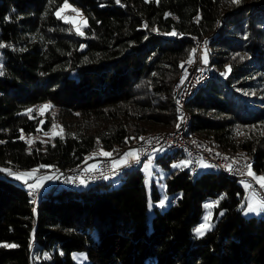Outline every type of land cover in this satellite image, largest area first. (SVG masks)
<instances>
[{
    "label": "trees",
    "instance_id": "1",
    "mask_svg": "<svg viewBox=\"0 0 264 264\" xmlns=\"http://www.w3.org/2000/svg\"><path fill=\"white\" fill-rule=\"evenodd\" d=\"M67 1L82 8L83 35L57 17L64 0H0V167L10 169L0 171V245H16L0 246V264H264V214L242 213L243 184L210 168L194 175L179 149L154 158L171 197L150 219L158 193L139 164L116 186H58L39 200L9 174L71 169L98 149L114 158L174 130L179 70L194 40H208L223 78L188 100L187 136L264 176V0ZM40 102L51 105L43 114ZM55 122L62 131L29 144ZM207 200L213 224L197 235Z\"/></svg>",
    "mask_w": 264,
    "mask_h": 264
},
{
    "label": "built area",
    "instance_id": "2",
    "mask_svg": "<svg viewBox=\"0 0 264 264\" xmlns=\"http://www.w3.org/2000/svg\"><path fill=\"white\" fill-rule=\"evenodd\" d=\"M215 35V33H214ZM199 42V51L195 57V64L186 68L185 77L181 80L177 94L178 101L181 106V98L185 95L186 92L190 90L192 84L200 79V76H204L206 74H215L213 69L210 66H207L204 62L205 57V48L206 42ZM136 154L139 158H146L153 149L155 152L158 149H170V148H182L190 150V158L189 160V168H193V171L199 167V161L202 160L207 165H213L215 167H219L220 169L229 170L235 176L237 180H246L250 184V192H254L259 197L263 199L264 190H262L258 184L252 182L245 172L246 162L242 164L229 163L228 160L222 159L219 156H211L208 154L202 147H199L193 143H189V138L186 134L185 130H182V126L177 130L176 136L171 138H166L164 140H151L144 141V143H138L135 147ZM114 158H97L95 164L83 166L78 171L71 173L70 175H59V169L50 170V172L54 176V182L51 188L47 189L43 193H47L51 191L57 186L71 183H81V180L84 182L91 180L92 178H106L108 174L114 172V170L118 167H124L126 165H131L135 159L130 158L127 164H119L118 166H114L116 164V159ZM231 165V169L229 168ZM95 166L94 170L89 171V168ZM37 199L40 195V190L36 189L34 191Z\"/></svg>",
    "mask_w": 264,
    "mask_h": 264
},
{
    "label": "rangeland",
    "instance_id": "3",
    "mask_svg": "<svg viewBox=\"0 0 264 264\" xmlns=\"http://www.w3.org/2000/svg\"><path fill=\"white\" fill-rule=\"evenodd\" d=\"M67 3L71 6V8H66L64 9L62 12H61V16H66L68 17L70 20L71 19H75L77 21V23H79L81 20L83 21H86L85 20V17H84V13L82 11V8L78 5V4H75V3H72L70 1H67ZM64 4V2H63ZM63 4L61 5V7H63ZM60 7V8H61ZM59 8V9H60ZM74 8V9H77L78 12L81 14L80 16H77L76 12H73L71 9ZM64 20V19H63ZM72 27H73V30L76 32V26L71 23ZM82 28L83 26L81 27V31H82ZM77 33V32H76ZM197 46L195 45V53H194V57H196L197 55V52L196 50H198L199 48H196ZM209 47H210V44H209ZM211 49V47H210ZM192 52V51H191ZM205 55H207V63H209V66L212 67L211 65V61L209 62V58L210 57V60H212V57L215 56V54H213L209 49L208 47L205 49ZM180 72V70H179ZM178 76H179V73H178ZM177 76V78H178ZM221 76V74H220ZM222 77V76H221ZM223 78V77H222ZM48 102V101H45V103ZM37 104V103H35ZM35 104L33 105V108L36 109L37 111H40L42 109V104L43 103H38L36 106ZM55 125H57L56 129H55V132H60L62 130V126L60 123H53ZM53 124H52V127L50 128L49 130V133L48 132H38V133H33L31 135H28L27 136V140L28 141H34L36 139L38 140H41V141H44V140H47L49 139L52 135H53ZM173 128V127H172ZM175 128V127H174ZM173 128V129H174ZM164 129H166V131H170L171 128H162V129H156V130H153V131H165ZM170 129V130H168ZM47 133V135H46ZM190 140H192L193 138L189 137ZM140 140V139H139ZM138 140V141H139ZM194 140V139H193ZM192 140V141H193ZM202 143V142H201ZM204 144V143H203ZM196 145V144H195ZM205 145V144H204ZM199 146V145H198ZM206 148L203 147V149H206V150H209V151H212V153H214L215 151L211 150L210 148L208 149L207 146H205ZM97 151H102L100 149L96 150ZM125 152L123 153H120V154H116L115 157H121V156H124ZM216 154H218L216 152ZM222 156H225V157H233L234 159L235 158H241L243 157L242 159H245V161L248 162V165H251L250 163V159L245 157V156H242V155H232V156H227V155H224V154H221ZM101 156V155H100ZM156 157L155 155V149H153L151 152H149L148 156L146 158H144L140 163V167L144 173V176H145V182L147 184V186L149 187V189L152 188V184L155 183V187H156V190H157V193H158V198L154 201L151 202V205L149 207V210H148V217L149 219L151 218V216L153 215V205H157L159 206L160 208H165L168 204V201L171 197V194L168 193L166 190H165V185H164V182H163V178H164V175L166 173L167 170H165L164 168L160 167L158 165V163L156 161H154V158ZM245 157V158H244ZM105 158V157H103ZM116 161H119L118 159ZM149 161L151 162L149 164ZM187 162V160H186ZM146 164H149V167L148 168H145V165ZM87 165L86 161H85V166ZM207 164H203L202 163V160L199 161V170H207L209 168V166H205ZM0 169H5V171H9L10 169L7 168V167H0ZM33 169H38V171L35 173V175L31 178V179H27V182H25V179H17L16 178V175L15 174H18V173H25V172H31ZM11 173H13L12 175H10L11 177L15 178L16 180H18L19 182H21L23 184L24 187L30 189V185L32 184H36V183H42V186H40L39 189L40 190V195L38 196V200L39 198L41 197V195L43 194V192H45L47 189L51 188L52 185H53V182H54V176L53 174L50 172V171H42L40 172L39 171V168L38 167H31V168H25V169H17V170H12L10 171ZM121 175L122 174H116L113 179L111 178L110 180H108L112 186H116L120 183L121 181ZM257 176H261V175H257ZM252 178V177H251ZM255 180V179H254ZM243 186L245 187V194H244V206L242 208V213L245 214V215H263L264 214V211H259V212H247V203H248V200L246 198L248 197H252L255 193L254 192H250V184L248 183V181L246 180H239ZM255 182L257 183V181L255 180ZM249 185V187H246L245 185ZM259 186L260 184L257 183ZM85 185H88V183H79L77 185V187H80V186H85ZM264 189V188H263ZM32 190V188L30 189ZM255 197L256 199H262L261 197H259L257 194H255ZM161 202H163L164 206L161 207L160 204ZM213 203L214 201L212 200H207L204 202V210H203V214H202V217H201V220L200 222L196 225V229L205 223V217L208 216L209 217V220H208V223L209 224H213L212 223V206H213ZM205 204H209L211 205V207L209 208H205ZM197 234V233H196ZM72 257L73 259L75 260V262L77 263H85L87 262V254H86V251L85 250H77V251H73L72 252Z\"/></svg>",
    "mask_w": 264,
    "mask_h": 264
},
{
    "label": "bare ground",
    "instance_id": "4",
    "mask_svg": "<svg viewBox=\"0 0 264 264\" xmlns=\"http://www.w3.org/2000/svg\"><path fill=\"white\" fill-rule=\"evenodd\" d=\"M212 39V38H211ZM201 41H205V40H201ZM208 42V41H207ZM194 43L195 45L197 46L196 48H199V42L197 40H194ZM206 49V48H205ZM196 51H199L196 50ZM192 57V56H191ZM191 63H189V61L183 66L182 70L180 71V75L177 79V81L175 82V85H174V88H173V101H174V105H175V109H176V112H177V115H178V121H177V124L175 126V129L174 130H171V131H154V132H149L147 134H145L142 138L143 139H140L138 143H144V141H151V140H164L166 138H171V137H175L176 136V132L177 130L180 128V126H182V130H185L187 131V127L189 126V121H190V116H189V112H188V108H187V102L188 100L196 93V91L198 90L199 87L203 86L207 81H209L210 79L212 78H221L219 73L216 71V69H213V71L215 72V74H206L204 76H200V79L199 80H196L192 86L190 87V90L188 92L185 93L184 96H182L181 98V106H180V103L178 101V94H177V90H178V87H179V84L181 82V80L185 77V74H186V68L187 67H190L192 65L195 64V57H193V59L190 60ZM206 65L208 66V63H206ZM181 117H183V119H181ZM179 125V127H178ZM173 129V128H172ZM187 134V133H186ZM189 138V137H188ZM194 139V138H193ZM192 139V140H193ZM189 139V143H193V144H196L197 146L199 145V147H204L206 148V144L204 145L203 143L201 142H198L196 139H194L193 141ZM136 144V145H137ZM209 149V147H207ZM174 149H179L181 150L182 152H184L183 154L186 155L187 159L190 158V150L188 149H182V148H170V149H158L156 152H155V155H156V158L157 156H160V155H164L165 152L169 151V150H174ZM208 154H210L211 156H219L220 158L222 159H225V160H228L229 163H235V164H242L243 162H246V165H248V162L245 161V159H242L243 157L241 158H233V157H225V156H222L221 154H216V152L212 153V151H209V150H206L204 149ZM175 151V150H174ZM235 156V155H234ZM106 158V157H105ZM245 158V157H244ZM144 158H139V160L137 161L136 159L132 162L131 165H126L124 167H118L114 170V172H111L108 174V177L106 178H92L91 180H88L84 183H90V184H94V183H99V182H103V181H106V180H109V179H113V177L116 175V174H119V173H125L126 171H130L132 170V168L139 164ZM189 162V160H188ZM245 165V172L246 174L248 173V168L246 167ZM84 165H79L77 167H74V168H69V169H66V170H59V175H70L71 173L73 172H76L78 171L80 168H82ZM210 169L212 170H217V171H220L232 178H235L236 179V176L229 170H224V169H220L219 167H215L213 165H208ZM135 168V167H134ZM53 170H57V169H53ZM190 171L196 175L198 172H199V167L193 171V168H190ZM247 176L249 177V179L256 183L255 180L253 178H251L248 174ZM79 183H71V184H64V185H60V186H65V185H68V186H75V185H78ZM257 184V183H256ZM58 187V186H57ZM261 188V186H259ZM262 190H264L263 188H261ZM34 192V191H33ZM35 195V194H34ZM36 197V195H35ZM37 198V197H36ZM264 199V197H263Z\"/></svg>",
    "mask_w": 264,
    "mask_h": 264
},
{
    "label": "snow or ice",
    "instance_id": "5",
    "mask_svg": "<svg viewBox=\"0 0 264 264\" xmlns=\"http://www.w3.org/2000/svg\"><path fill=\"white\" fill-rule=\"evenodd\" d=\"M120 0H117V3H119ZM157 2H159V0H157ZM232 3L234 4H239L240 3V0H231ZM66 8H71V6L67 3V0H64V4H63V7H61L60 9L57 10L56 12V15L58 18L60 19H64L66 23H73L75 26H76V32L78 35H83L84 33L81 31V27L82 26H86V21H83L81 20L79 23H77V21L75 19H69L68 17L66 16H61V12L66 9ZM73 12H76L77 16H80L81 14L78 12L77 9H74L72 8L71 9ZM169 35H176L175 32H171V33H168ZM4 45H0V47H3ZM204 62L207 63V55H205L204 57ZM189 63H191V61H189ZM0 67H2V65H0ZM230 71V69H229ZM3 73L0 72V75H2ZM224 73H222L223 75ZM51 107V105H44L42 107V109L40 110L41 111V114H43L44 110H47ZM34 110L33 109H28L27 110V113H31L33 112ZM181 119H183V117H181ZM41 123H43V121H41ZM57 125L53 124V136L57 135L58 133L55 132V129H56ZM179 127V125H178ZM62 131V130H61ZM47 135V133H46ZM141 139H143L141 137ZM31 143V141H29V144ZM101 155L105 156V157H111L112 156V153L110 152H101L100 153ZM129 158H132V159H136L137 161L139 160V157L137 156L136 153L134 152H128L125 154V156L122 158L121 161H117L116 164L114 166H118L119 164L123 163V164H127L128 161H129ZM151 162L149 161V164ZM149 164H146L145 165V168H148L149 167ZM181 165H173V167H180ZM207 166V165H205ZM246 167L248 168V175L250 177H252L253 179H255L257 181V183L260 184L261 188H264V176H257L255 173L252 172L251 170V165H246ZM95 166H92L89 168V171H92L94 170ZM229 168L231 169V165H229ZM0 171H5V169H0ZM38 171V169H33L31 172H25V173H18V174H15L16 175V178L17 179H31L35 173ZM10 175H12L13 173L9 172ZM27 179H25V182H27ZM81 183H84L83 180H81ZM40 186H42V183H36V184H32L30 185V187L32 188L33 191H35L37 188H39ZM246 187H249V185H245ZM248 200V203H247V212H259V211H264V199H256L255 197V194L252 196V197H248L246 198ZM161 207L164 206L163 202H161L160 204ZM211 207V205L209 204H205V208H209ZM208 220H209V217L206 216L205 217V223L200 225L195 231L197 233V235H203L204 232L206 230H210V228L212 227L211 224L208 223ZM0 246H3V247H16V245L14 244H4V245H0Z\"/></svg>",
    "mask_w": 264,
    "mask_h": 264
},
{
    "label": "crops",
    "instance_id": "6",
    "mask_svg": "<svg viewBox=\"0 0 264 264\" xmlns=\"http://www.w3.org/2000/svg\"><path fill=\"white\" fill-rule=\"evenodd\" d=\"M134 152V153H136V149L134 148V147H130V148H128L126 151H125V154L126 153H128V152ZM101 152H94L93 154H90L89 155V157H88V161H86V163L88 164L89 163V165H93V164H95V162H96V160H97V158L99 157V158H102V157H104L103 155H101L100 154ZM125 154H124V156H125ZM101 155V156H100ZM124 156H121V157H119V158H117L119 161H121L122 160V158L124 157ZM116 159V160H117ZM130 159V158H129ZM117 162V161H116ZM202 163L203 164H205L203 161H202ZM84 166H85V164H84Z\"/></svg>",
    "mask_w": 264,
    "mask_h": 264
}]
</instances>
